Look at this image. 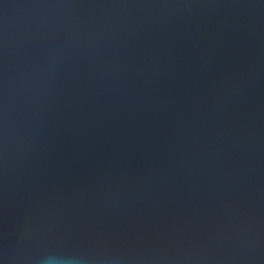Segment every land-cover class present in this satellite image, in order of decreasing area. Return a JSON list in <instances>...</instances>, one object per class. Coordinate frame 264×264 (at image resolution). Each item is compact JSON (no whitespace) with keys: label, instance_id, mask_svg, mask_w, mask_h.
I'll return each mask as SVG.
<instances>
[{"label":"water","instance_id":"obj_1","mask_svg":"<svg viewBox=\"0 0 264 264\" xmlns=\"http://www.w3.org/2000/svg\"><path fill=\"white\" fill-rule=\"evenodd\" d=\"M264 264V0H0V261Z\"/></svg>","mask_w":264,"mask_h":264},{"label":"clouds","instance_id":"obj_2","mask_svg":"<svg viewBox=\"0 0 264 264\" xmlns=\"http://www.w3.org/2000/svg\"><path fill=\"white\" fill-rule=\"evenodd\" d=\"M0 264H3V261H0ZM40 264H77V262L74 260L61 258V256L57 254H50L43 257L40 261Z\"/></svg>","mask_w":264,"mask_h":264}]
</instances>
